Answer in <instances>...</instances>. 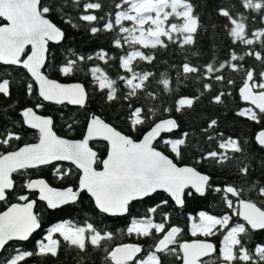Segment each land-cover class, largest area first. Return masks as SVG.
Returning a JSON list of instances; mask_svg holds the SVG:
<instances>
[{
  "label": "snow or ice",
  "instance_id": "snow-or-ice-1",
  "mask_svg": "<svg viewBox=\"0 0 264 264\" xmlns=\"http://www.w3.org/2000/svg\"><path fill=\"white\" fill-rule=\"evenodd\" d=\"M208 7L0 0V264H264V0ZM65 26L92 47L55 56Z\"/></svg>",
  "mask_w": 264,
  "mask_h": 264
},
{
  "label": "trees",
  "instance_id": "trees-1",
  "mask_svg": "<svg viewBox=\"0 0 264 264\" xmlns=\"http://www.w3.org/2000/svg\"><path fill=\"white\" fill-rule=\"evenodd\" d=\"M194 3H201V0H193ZM209 2V7L208 8H201L199 9L201 12H207L211 10L212 4L214 0H208ZM66 31L69 33L68 38L62 42L61 46H52V51L55 56L59 57L64 54V47L67 45H71L73 47H78L80 49L87 50L92 47V41L87 37V36H82L80 34L74 33L71 29H68L67 26H65ZM210 36H211V31L209 32L208 36L201 35L199 38L197 48L202 50L204 53L208 52L209 45H210ZM97 43L103 45L105 43V38L103 36L100 37ZM196 50V49H193ZM169 52H171V49H169ZM160 59H168V52H163L160 55ZM175 60H179L180 56L174 55ZM207 55L203 56L201 60H206ZM163 70V66H161V69ZM191 89V86L189 88H184L182 89V92L187 93ZM0 107H3L2 104H0ZM66 113H70L72 115H77L76 109L75 108H69L64 110ZM46 114H52L57 121V127L56 131L60 135H66V129L62 127L63 121L59 119L60 115V109L58 106L55 105H49L46 107ZM223 127L227 128L229 131L234 132L237 135H240L242 137H246L249 131L251 130L249 125L245 123L243 120H238L234 117L233 113H227L224 115V123L222 125ZM28 140L33 139L31 131H29L28 136L26 137ZM223 175V173H221ZM59 183V182H57ZM92 205L91 203L85 199L84 202L80 205H75V206H67L64 210V212H50L49 216L51 218H59V217H67V215H71L74 219L79 220L82 216H87L91 217L92 212H91ZM196 208V203L195 202H190V207L185 210V212L192 211L193 209ZM174 218H178L181 223L184 221V216L180 214L179 210H177L176 213H174ZM115 226H119L120 221L119 220H112L110 221ZM39 238V237H36ZM189 238V237H185ZM126 242H132L133 238L132 237H124L123 238ZM215 242V240H214ZM75 253L71 254H65L62 253L59 260H55L53 258H47L43 261V264H76V261L74 260ZM92 261H95V264H99V260L97 257L94 255L92 257ZM92 261H89L88 264H92ZM29 263H33V261H29ZM39 263V262H37Z\"/></svg>",
  "mask_w": 264,
  "mask_h": 264
},
{
  "label": "water",
  "instance_id": "water-1",
  "mask_svg": "<svg viewBox=\"0 0 264 264\" xmlns=\"http://www.w3.org/2000/svg\"><path fill=\"white\" fill-rule=\"evenodd\" d=\"M29 264H33V263H29ZM37 264H39V263H37Z\"/></svg>",
  "mask_w": 264,
  "mask_h": 264
}]
</instances>
